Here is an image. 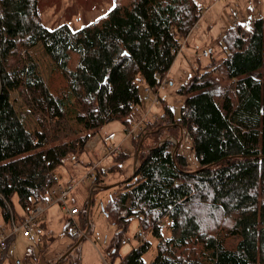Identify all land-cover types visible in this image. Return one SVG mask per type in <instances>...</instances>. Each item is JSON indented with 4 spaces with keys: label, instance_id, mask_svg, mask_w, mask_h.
I'll use <instances>...</instances> for the list:
<instances>
[{
    "label": "trees",
    "instance_id": "obj_1",
    "mask_svg": "<svg viewBox=\"0 0 264 264\" xmlns=\"http://www.w3.org/2000/svg\"><path fill=\"white\" fill-rule=\"evenodd\" d=\"M39 2L0 0L4 221L14 196L31 210L36 196L57 184L55 168L67 155L83 154L99 128L115 119L131 125L126 117L141 102L138 78L160 83L173 64L172 47L188 37L202 14L196 0H117L92 23L50 29ZM39 42L54 62L53 74L63 79L60 92L44 81L28 52ZM221 42L226 56L179 85L186 96L179 117L165 105L135 140L140 144L145 131L156 135L148 150L139 147L136 173L120 182L103 208L117 230L113 257L137 217L158 238L150 264H264V17L229 27ZM14 90L24 94L41 129L26 128L27 113L11 100ZM185 129L196 170L170 139ZM100 181L99 174L93 191ZM165 218L169 237L162 233ZM149 246L144 238L124 261L146 264Z\"/></svg>",
    "mask_w": 264,
    "mask_h": 264
},
{
    "label": "rangeland",
    "instance_id": "obj_2",
    "mask_svg": "<svg viewBox=\"0 0 264 264\" xmlns=\"http://www.w3.org/2000/svg\"><path fill=\"white\" fill-rule=\"evenodd\" d=\"M116 1L40 0L39 11L44 24L50 29L63 23H68L72 28H80L104 16L116 5ZM213 1L198 0L201 2L198 4L203 13L211 11L214 6L211 12L214 13L215 18H218L216 23L211 24L207 20V23L205 22L199 30L193 31L194 28L198 27V20L191 30L193 32L189 31L191 34L189 33L188 38H182L176 44L181 46L179 51L173 53L171 49L174 56L173 64L169 72L163 77L165 80L162 79L163 82L158 83L160 84L159 87L157 89L151 88L153 94L151 99L147 96L146 86L148 84H145L141 77L138 78L141 102L137 103L133 111L126 117L129 124H136L141 121L144 125L146 122L153 121L163 113L165 105L169 106L174 116L178 118L180 108L186 98L184 94L179 92V85L189 81L192 76L204 72L211 63L226 56V47L221 41L223 34L229 28L228 26L233 22L232 16L239 19L245 26H250L255 18L264 17V0H215L214 5L209 7L210 2ZM187 40L188 46L186 45ZM210 50L211 55L207 56L208 54L205 52ZM28 52L37 62L44 81L56 91H62L63 79L53 74L54 62L45 51L42 42H39ZM150 87L152 86L150 85ZM11 100L19 113H27L26 117L23 118L27 129L31 131L41 129L39 118L28 111V103L21 91H12ZM126 127L121 119L106 123L86 142V151L83 154L75 159L69 154L55 168V174L60 182V184L57 182L56 185L65 188L70 182L79 181L85 175L86 162L101 161L99 168L101 181L95 190L93 191V187L96 185L93 183L95 180L88 178L78 182L69 194V206H78L82 210L81 214L75 217L78 227L64 210L62 204H54L38 216L40 221L43 219L48 224V231L45 235L35 234L26 237L18 233L15 239L4 248V251L0 252L2 264H127L124 261L126 255L141 241L137 236L139 232H144L146 234L145 239L150 243L144 255V261L146 264H150L156 254L158 238L143 230L137 217H133L128 228L124 231L123 239L126 242L120 244L118 254L113 257L111 242L117 230L112 218L103 209L111 196H116L120 191V182L133 175L139 149L148 150L156 142V135L145 131L142 134L141 143L136 145L135 140L137 138L135 135L129 134ZM108 129L116 132L117 137L112 142L118 146L117 151H113V148L110 150L109 146L99 139V137H104ZM137 133L141 135L140 129ZM99 134L100 136L96 137ZM171 139L179 144V152L186 156L190 165L189 169L196 170L199 163L195 150L192 148V138L187 130H182L178 137L171 135ZM99 140L101 141L100 144ZM95 141L97 143L93 148L98 146L97 150L88 152L90 149L88 142ZM119 154L123 155L120 160L116 158ZM75 173L77 175L83 173V175L70 179L71 175ZM61 184H66V186ZM10 211V220L13 218L17 220L18 217L26 214V211L20 206L17 196L13 198V206L10 207ZM168 222V218L162 222L164 237L171 235ZM1 224L6 225L7 231L10 230L9 220L7 222L0 219Z\"/></svg>",
    "mask_w": 264,
    "mask_h": 264
},
{
    "label": "built area",
    "instance_id": "obj_3",
    "mask_svg": "<svg viewBox=\"0 0 264 264\" xmlns=\"http://www.w3.org/2000/svg\"><path fill=\"white\" fill-rule=\"evenodd\" d=\"M184 45V43H183ZM180 45H174L172 47L173 53H176L180 49ZM205 54H208V51L205 52ZM165 78L163 79V81ZM161 81V83L163 82ZM160 83V84H161ZM160 84H156L155 86L150 87V85L147 87V96L151 99L153 97L152 89L151 88H158ZM146 97V94H145ZM138 129H140V132L143 131V122H138L136 124H131L129 127H127L128 133L135 135L136 138H139V134L137 133ZM116 137V132H111L104 137H100V139L103 140L105 145H108L111 150L113 148V151L118 150V146H116L112 141ZM171 139V137H170ZM173 139V138H172ZM171 139V140H172ZM97 142H88V145L90 148L94 149L93 147L96 146ZM107 148V149H108ZM101 165V161L93 162L87 167L85 175L79 179V181H72L67 187H61L59 185H54L50 188V190L43 194L36 196V200L34 202L33 208L29 211H26L25 215H21L18 217V221L14 218L10 221V230L7 231L6 225L1 224L0 225V251H3L5 247L8 246L9 242L14 239L15 236H17L18 233L22 234L23 236L30 237L32 235H42L44 232V226L41 223V221L38 219V216L43 213L44 211H47L48 208L53 206L54 204H62V207L64 210L68 213L69 217L73 221H75L77 227L78 224L75 220V217L78 216L81 213V209L78 206H69L68 204V198L69 194L71 193L72 189L80 182L81 180H86L88 178H92L93 180L98 179L99 177V168ZM8 222V221H7ZM8 225V224H7ZM139 240H143L146 237V234L143 232L138 233ZM126 240H124V243Z\"/></svg>",
    "mask_w": 264,
    "mask_h": 264
},
{
    "label": "crops",
    "instance_id": "obj_4",
    "mask_svg": "<svg viewBox=\"0 0 264 264\" xmlns=\"http://www.w3.org/2000/svg\"><path fill=\"white\" fill-rule=\"evenodd\" d=\"M197 2H198V0H196ZM199 4H201V2H198ZM214 3H215V0L211 3L210 2V4H209V7H211V5H214ZM200 6V5H199ZM201 7V6H200ZM214 8V6L212 7V9ZM212 9H211V11H212ZM202 10V9H201ZM211 11H208V12H206V13H203L202 12V14H201V17L199 18V21L197 22V26L198 27H196V28H194L193 29V31L194 30H199L201 27H202V25L207 21V20H209V22L211 23V24H215L216 23V21H217V17L215 18V15H214V13L213 12H211ZM211 12V14H209ZM229 18H230V16H229ZM231 20L233 21L232 22V24L230 25V26H228V27H231V26H235V25H237V24H239V23H241L240 22V20L239 19H237L235 16H232V18H231ZM207 23V22H206ZM241 24H243V23H241ZM244 25V24H243ZM227 28V27H226ZM226 28H223V29H226ZM193 31H191V33L193 32ZM225 31V30H224ZM190 33V34H191ZM188 38V37H187ZM186 45L188 46V40L186 41ZM203 50H207V49H203ZM209 55H211V50L210 51H208V55L207 56H209ZM144 86H145V84H144ZM140 122V121H139ZM114 130H106V132H105V134L104 135H106V134H108V133H111V132H113ZM100 136V134L99 135H97L96 137H99ZM117 137V136H116ZM99 139H100V137H99ZM100 140H102V139H100ZM99 140V144H100V141ZM96 142V141H95ZM98 147V146H97ZM97 147L96 148H94V149H92V148H90V149H88V152L90 151V152H95L96 150H97ZM90 164H92V162L90 161V162H86L85 163V165H86V167L85 168H87V166H89ZM84 168V171L86 170ZM82 175H83V173L82 174H80V175H77L76 173L75 174H73V175H71V177H70V179H74L75 177H82ZM70 181V180H69ZM58 184H60V182L58 181ZM61 185H63V186H66V184H61ZM82 212V211H81ZM81 214V213H80ZM79 214V215H80ZM41 223L43 224V226H44V232H43V234L42 235H45V233H46V231H48V224L46 223V221L45 220H41ZM16 237V236H15ZM15 237H14V239H15ZM13 239V240H14Z\"/></svg>",
    "mask_w": 264,
    "mask_h": 264
},
{
    "label": "water",
    "instance_id": "obj_5",
    "mask_svg": "<svg viewBox=\"0 0 264 264\" xmlns=\"http://www.w3.org/2000/svg\"><path fill=\"white\" fill-rule=\"evenodd\" d=\"M178 145H179V144H177V145L175 146V148H174L175 150L177 149ZM137 161H138V160H137V158H136V162H135V165H134L135 167H136ZM135 167H134L133 175L136 173V169H135Z\"/></svg>",
    "mask_w": 264,
    "mask_h": 264
},
{
    "label": "bare ground",
    "instance_id": "obj_6",
    "mask_svg": "<svg viewBox=\"0 0 264 264\" xmlns=\"http://www.w3.org/2000/svg\"><path fill=\"white\" fill-rule=\"evenodd\" d=\"M137 157H138V153H137Z\"/></svg>",
    "mask_w": 264,
    "mask_h": 264
}]
</instances>
